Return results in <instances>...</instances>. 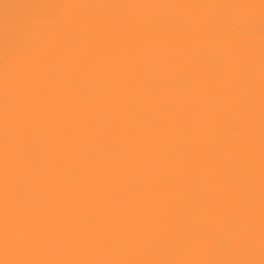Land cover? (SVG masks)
Listing matches in <instances>:
<instances>
[{"label": "clouds", "instance_id": "obj_1", "mask_svg": "<svg viewBox=\"0 0 264 264\" xmlns=\"http://www.w3.org/2000/svg\"><path fill=\"white\" fill-rule=\"evenodd\" d=\"M0 264H264V0H0Z\"/></svg>", "mask_w": 264, "mask_h": 264}]
</instances>
